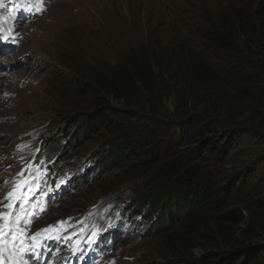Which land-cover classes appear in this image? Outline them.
<instances>
[{
  "label": "rangeland",
  "instance_id": "374dc122",
  "mask_svg": "<svg viewBox=\"0 0 264 264\" xmlns=\"http://www.w3.org/2000/svg\"><path fill=\"white\" fill-rule=\"evenodd\" d=\"M245 1L259 0H3L0 213L12 214L9 198L14 200L20 192H27L26 198L34 202L24 207V221L17 223L14 214L10 221L0 222V228L19 225L11 233L19 230L31 240L45 228L50 245L67 258L79 250L87 256L95 235L106 234L98 240L103 244L89 264H164L158 242L143 238L146 226L128 210L131 183L119 176H89V158L102 137L93 136L80 147H71L65 138L73 129L71 117L85 105L75 88L91 72L113 68L134 49L158 50L181 38L201 50L197 30L204 29L219 11ZM207 61L221 72L237 64L223 55L219 59L208 55ZM163 104L169 122L172 100ZM113 105L121 108L116 102ZM247 120L239 122L242 134L233 149L221 140L223 154L213 160L214 170L249 181L240 198L249 199L247 206H264V138L252 132ZM161 125L154 138L159 147L171 132ZM81 176L86 178L84 183L78 182ZM60 185L67 189L56 192ZM5 241L0 244L3 257L7 252L11 259L21 254L19 243L9 248L10 239ZM55 248L51 258L57 256ZM69 260L63 264H81Z\"/></svg>",
  "mask_w": 264,
  "mask_h": 264
},
{
  "label": "trees",
  "instance_id": "16d2710c",
  "mask_svg": "<svg viewBox=\"0 0 264 264\" xmlns=\"http://www.w3.org/2000/svg\"><path fill=\"white\" fill-rule=\"evenodd\" d=\"M196 34L199 51L176 38L91 72L75 88L85 105L65 138L80 147L102 137L89 176L131 183L128 210L146 226L143 238L158 242L164 264H264V206H247L240 195L249 181L213 164L222 157L221 140L231 149L238 144L240 120L264 138V0L219 11ZM208 55L237 64L221 72ZM168 99L173 122H165ZM161 124L171 132L159 147Z\"/></svg>",
  "mask_w": 264,
  "mask_h": 264
},
{
  "label": "bare ground",
  "instance_id": "6f19581e",
  "mask_svg": "<svg viewBox=\"0 0 264 264\" xmlns=\"http://www.w3.org/2000/svg\"><path fill=\"white\" fill-rule=\"evenodd\" d=\"M8 37H9V35H8ZM4 42H5V40H4ZM4 42L2 43L3 47L5 45ZM9 200L10 201H14L13 199H10V198H9ZM2 221H0V222H2ZM45 231H46L45 228H43L42 230H40V231L37 232V234L35 235V237L32 239V241H35V242H33V245L32 246H34L35 244H39L40 243V241H36V240H40L41 239L40 237L45 236L46 235V232ZM4 242L5 241H3L2 243H4ZM9 248H10V244H9ZM60 253H63V252L62 251L59 252L57 254L58 255L57 257L49 258V255L47 254V252L42 248L41 249V256L42 257H41V259H38L37 260V259H35L34 254H32V251H23L24 257H22L21 254H19V255H16V257H14L13 259H11L7 255L8 252L3 257L1 255V251H0V262H4V264H63V261H65L67 259V257L64 256V255L60 256ZM9 258L12 260V263H8L9 262L8 261Z\"/></svg>",
  "mask_w": 264,
  "mask_h": 264
},
{
  "label": "snow or ice",
  "instance_id": "6c2138e0",
  "mask_svg": "<svg viewBox=\"0 0 264 264\" xmlns=\"http://www.w3.org/2000/svg\"><path fill=\"white\" fill-rule=\"evenodd\" d=\"M3 6V0H0V7ZM8 196H12V193H9ZM13 208H15V205H13ZM11 215H14L13 214H9L8 216H6L4 213H0V221L2 220H9L10 221V217ZM26 215H29V213H26ZM31 215H35V213H31ZM20 221L17 220V223H19ZM19 232H17V234H12L10 231L9 232H6L4 231L3 228H0V244H2V242L4 241V239L6 237H10L11 241H12V244H13V247L16 246V243L19 239ZM34 249V246H29L28 248L26 249H23V251H33ZM0 251H3V248H0ZM23 251L21 252V256L23 255Z\"/></svg>",
  "mask_w": 264,
  "mask_h": 264
}]
</instances>
